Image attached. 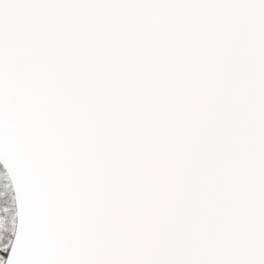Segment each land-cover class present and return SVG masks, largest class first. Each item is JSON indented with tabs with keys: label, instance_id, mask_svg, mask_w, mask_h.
I'll use <instances>...</instances> for the list:
<instances>
[{
	"label": "snow or ice",
	"instance_id": "obj_1",
	"mask_svg": "<svg viewBox=\"0 0 264 264\" xmlns=\"http://www.w3.org/2000/svg\"><path fill=\"white\" fill-rule=\"evenodd\" d=\"M0 264H264V0H0Z\"/></svg>",
	"mask_w": 264,
	"mask_h": 264
}]
</instances>
